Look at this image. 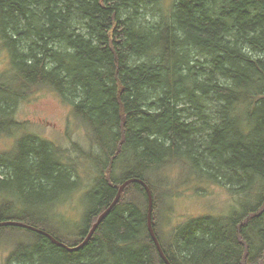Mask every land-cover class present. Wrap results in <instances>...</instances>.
Listing matches in <instances>:
<instances>
[{
  "label": "trees",
  "instance_id": "trees-1",
  "mask_svg": "<svg viewBox=\"0 0 264 264\" xmlns=\"http://www.w3.org/2000/svg\"><path fill=\"white\" fill-rule=\"evenodd\" d=\"M0 46L9 66L0 134L17 131L19 99L48 88L71 104L98 151L87 156L84 183L53 147L20 138L15 160L0 155V222L75 248L137 178L152 189L155 232L172 264H264V0H0ZM180 166L188 181L239 195L241 210L192 219L165 238ZM76 192L87 210L68 241L53 230L55 205ZM19 196L42 212H19ZM147 216L148 195L134 183L79 251L16 227L0 228V238L26 235L9 257L19 264H165Z\"/></svg>",
  "mask_w": 264,
  "mask_h": 264
},
{
  "label": "rangeland",
  "instance_id": "rangeland-1",
  "mask_svg": "<svg viewBox=\"0 0 264 264\" xmlns=\"http://www.w3.org/2000/svg\"><path fill=\"white\" fill-rule=\"evenodd\" d=\"M8 69L7 53L0 51L1 86H4L3 74ZM14 107L13 117L17 123V131L14 134H0V155L9 157V160H15L17 151L20 150L17 143L20 138L25 136L24 138L27 139H37L40 143L44 142L53 147L66 166L78 168L86 183L90 169L87 156L98 151L96 146L93 147L86 127L74 117L71 104L52 89L36 88L24 99H19ZM171 176L175 181L172 184V196L169 198L170 202L166 209L168 213L164 214L162 211L164 217L161 222L163 235L167 239L171 232L192 219L204 216H228L234 211L241 210L240 196L233 195L234 193L221 183L188 181L187 179L191 177L188 178L183 166L174 170V173L172 170ZM10 192L18 196L15 190L11 189ZM81 193L63 195L57 208L55 205L56 223L59 229L53 230L68 241L75 239L78 228L84 226L83 217L87 204L84 199H81L83 196ZM16 196L12 195V197ZM20 200L23 202V210L20 209L19 212H42L39 206L32 209L31 201L27 198L24 200L20 198ZM165 202H167L166 199ZM17 232L7 234L6 238H0V264H19L13 258L9 260V257L15 252L17 244L28 243V240L24 239L26 235L21 231ZM18 250L23 253L28 250V247L23 245Z\"/></svg>",
  "mask_w": 264,
  "mask_h": 264
},
{
  "label": "water",
  "instance_id": "water-1",
  "mask_svg": "<svg viewBox=\"0 0 264 264\" xmlns=\"http://www.w3.org/2000/svg\"><path fill=\"white\" fill-rule=\"evenodd\" d=\"M139 184L141 185L147 195H148V216H147V222H148V229L150 232V235L152 237V240L161 256V258L163 259V261L165 262V264H172L169 259L167 258V256L165 255L162 245L160 243V240L158 239V236L155 232V227H154V221H153V215H154V195L152 192V189L150 188V186L143 181L142 179H137V178H133L130 180H127L126 182H124L119 189V192L116 196V199L114 200V202L112 203V205L98 218L97 222L93 225L92 229H90L85 241L75 247V248H70L67 245L59 242L57 239H55L51 234H49L46 231H43L41 229H37L34 228L30 225L21 223V222H17V221H6V222H0V228H6V227H16V228H23V229H27L30 231H33L39 235H42L46 238H48L50 241H52L55 245L67 250V251H79L81 249H83L88 242L92 239V237L94 236V234L96 233V231L98 230V228L100 227L101 223L105 220V218L110 214V212L114 209V207L117 205V203L120 201V198L124 192V190L131 184Z\"/></svg>",
  "mask_w": 264,
  "mask_h": 264
},
{
  "label": "bare ground",
  "instance_id": "bare-ground-1",
  "mask_svg": "<svg viewBox=\"0 0 264 264\" xmlns=\"http://www.w3.org/2000/svg\"><path fill=\"white\" fill-rule=\"evenodd\" d=\"M120 189V188H119ZM119 189H118V192H119ZM118 192H117V194H118ZM117 196V195H116ZM116 199V198H115ZM114 202V201H113ZM112 205V204H111ZM110 205V206H111ZM22 223V222H21ZM25 224V223H24ZM27 225H29V224H27ZM30 226H32V225H30ZM32 227H34V226H32ZM34 228H36V227H34ZM23 229V228H22ZM38 229V228H37ZM92 229V228H91ZM27 230V229H26ZM30 231V230H29ZM33 232V231H32ZM35 233V232H34ZM69 252H72V251H69ZM160 255V254H159ZM166 255V254H165ZM161 257V256H160Z\"/></svg>",
  "mask_w": 264,
  "mask_h": 264
}]
</instances>
